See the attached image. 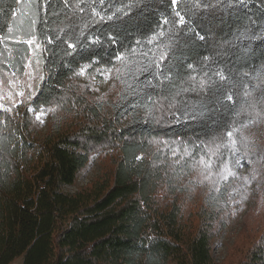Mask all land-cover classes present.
Here are the masks:
<instances>
[{
    "label": "trees",
    "instance_id": "16d2710c",
    "mask_svg": "<svg viewBox=\"0 0 264 264\" xmlns=\"http://www.w3.org/2000/svg\"><path fill=\"white\" fill-rule=\"evenodd\" d=\"M33 36L30 108L0 106V264H217L219 226L264 221V0H0V77ZM83 65L116 66L112 99L85 93ZM92 156L100 173L66 190ZM244 226L231 253L264 264V222Z\"/></svg>",
    "mask_w": 264,
    "mask_h": 264
},
{
    "label": "rangeland",
    "instance_id": "374dc122",
    "mask_svg": "<svg viewBox=\"0 0 264 264\" xmlns=\"http://www.w3.org/2000/svg\"><path fill=\"white\" fill-rule=\"evenodd\" d=\"M33 46L30 48L29 56L27 58L25 68L19 75H8L0 77V106L2 102L5 103H22L26 104L29 108L30 98L34 95L36 87L38 86L41 77L43 75V68L41 65V55L40 46L37 47L38 43L33 42ZM116 66L105 67L101 66L98 68L92 67L90 65H83L75 73L74 80L78 82L81 87L85 90L88 96H96L102 98L104 101H108L114 97L117 89L116 83ZM2 101V102H1ZM5 107V105L3 104ZM74 118H77V114L73 107H71ZM34 115L35 125L37 131L42 135L49 126L51 113L50 110L44 108L38 111H31ZM78 124L81 121L75 120ZM236 174H244L248 169V164L242 160L238 159L236 161L235 167ZM100 173V166L98 164L95 156H92L88 164L78 173L76 183L72 186H67L66 190H75L80 186H84L92 181ZM255 184L252 180L248 185L249 197L246 204L253 206L255 204L256 191L254 188ZM242 212L236 217L231 218L227 222L228 228H218V233L213 240V255L214 261L217 264H222L228 259L229 264H239V259L236 257L235 253H231V247L235 240L234 234H241L243 222L247 227L249 232L254 238L258 234L256 227L262 228V222L257 218H252V220L244 219L242 217ZM244 226V227H245ZM224 229V231L222 230ZM250 238H245V243L248 245ZM230 256V258H229ZM8 264H23L22 255L16 256Z\"/></svg>",
    "mask_w": 264,
    "mask_h": 264
},
{
    "label": "snow or ice",
    "instance_id": "6c2138e0",
    "mask_svg": "<svg viewBox=\"0 0 264 264\" xmlns=\"http://www.w3.org/2000/svg\"><path fill=\"white\" fill-rule=\"evenodd\" d=\"M21 2H23V0H21ZM171 4H172L173 7H176L177 4H178V0H171ZM19 14L20 13L15 12V13H13V16L15 17V16H17ZM175 15L177 17H179L178 23L181 24V25H183L185 23V17L183 15H181L179 11L175 12ZM167 23H169V21L167 19H165L164 20V24H167ZM11 31H12V29L9 28V32H11ZM160 35L162 36L163 35V32H161ZM203 38H204L203 36L200 37V39H203ZM34 39H35V37L33 36L31 39L26 40L25 43H27L29 46H31ZM153 39H155V36L153 37ZM68 46L69 47H74V45H72V44H69ZM37 47H39V45H37ZM218 75H220V74L218 73ZM221 79L223 80V79H225V77H223L221 75ZM228 99L231 100L232 97L231 96H228ZM227 135H228L229 138H231L234 135V133L231 132V131H229L227 133ZM231 143L232 144H235L236 141L235 140H232ZM200 163L203 164L204 167H205V169L207 170V173L205 175V179H208L209 176L211 175V164L208 161L204 160V159H201ZM225 178L227 179V177H225Z\"/></svg>",
    "mask_w": 264,
    "mask_h": 264
}]
</instances>
